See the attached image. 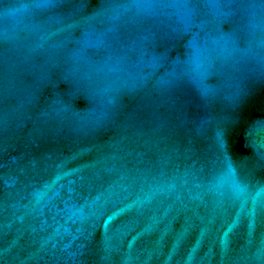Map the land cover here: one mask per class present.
I'll list each match as a JSON object with an SVG mask.
<instances>
[{
    "label": "water",
    "instance_id": "95a60500",
    "mask_svg": "<svg viewBox=\"0 0 264 264\" xmlns=\"http://www.w3.org/2000/svg\"><path fill=\"white\" fill-rule=\"evenodd\" d=\"M0 264H264V0H0Z\"/></svg>",
    "mask_w": 264,
    "mask_h": 264
}]
</instances>
